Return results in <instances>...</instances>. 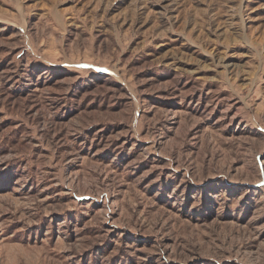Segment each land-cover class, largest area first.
I'll use <instances>...</instances> for the list:
<instances>
[{
    "label": "rangeland",
    "instance_id": "374dc122",
    "mask_svg": "<svg viewBox=\"0 0 264 264\" xmlns=\"http://www.w3.org/2000/svg\"><path fill=\"white\" fill-rule=\"evenodd\" d=\"M0 264H264V0H0Z\"/></svg>",
    "mask_w": 264,
    "mask_h": 264
}]
</instances>
